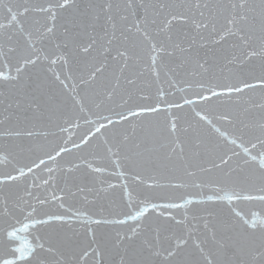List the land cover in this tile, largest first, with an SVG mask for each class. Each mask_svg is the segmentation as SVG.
Masks as SVG:
<instances>
[{"label": "snow or ice", "instance_id": "obj_1", "mask_svg": "<svg viewBox=\"0 0 264 264\" xmlns=\"http://www.w3.org/2000/svg\"><path fill=\"white\" fill-rule=\"evenodd\" d=\"M89 255L264 264V0H0V264Z\"/></svg>", "mask_w": 264, "mask_h": 264}, {"label": "water", "instance_id": "obj_2", "mask_svg": "<svg viewBox=\"0 0 264 264\" xmlns=\"http://www.w3.org/2000/svg\"><path fill=\"white\" fill-rule=\"evenodd\" d=\"M259 99V92L256 93V95L253 97V100L254 101H258ZM67 135V134H66ZM96 153L97 155H102V148H96ZM75 158V154H70L68 157H66L65 159L66 160H72ZM105 179L107 180L108 183H117V181L115 180V178H112V177H105ZM87 182V181H86ZM58 185L60 187H63L64 186V181H63V178L60 177L57 181ZM107 185L105 184L104 187H106ZM139 191V190H137ZM190 191H196V190H192L190 189ZM44 193L41 192V195H43ZM183 194V190H181L180 192L176 193V195H181ZM119 191L117 190L116 192H112L110 194L107 195V198L104 199L103 201H97L96 204H90L88 205L89 209L90 210H95L99 207L100 203H103L105 205V207H107L108 203L110 200H116V204L117 206H119L121 204V201L119 199ZM101 196H105L104 193H101ZM91 199V197H90ZM70 202H73L75 204H77V206L79 205H82L83 204V201L80 199L79 196L77 197H74L72 201ZM11 206V205H9ZM250 208H253L254 210H259L261 208V206L259 204H256V205H248V204H240L239 205V210L241 211H244V212H247ZM194 214H198V213H194ZM16 215H19L18 213H16ZM175 215H177V218H183V209L179 210V212H176ZM250 218V217H249ZM8 223H14V220H7L6 223H5V227H7V224ZM174 223V222H173ZM46 230H41L40 231V235L43 236L44 233H45ZM28 240L32 243H35V236L34 235H28ZM19 245V241H15L12 245V247H15V246H18ZM82 259L84 260H87L88 261V264H94V260L93 258L91 257V255L87 256V257H82Z\"/></svg>", "mask_w": 264, "mask_h": 264}]
</instances>
